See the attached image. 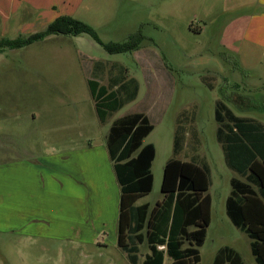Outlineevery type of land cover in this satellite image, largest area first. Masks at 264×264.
Listing matches in <instances>:
<instances>
[{"label":"rangeland","instance_id":"374dc122","mask_svg":"<svg viewBox=\"0 0 264 264\" xmlns=\"http://www.w3.org/2000/svg\"><path fill=\"white\" fill-rule=\"evenodd\" d=\"M254 2L68 0L29 23L20 19L22 2L13 13L0 5V39L41 31L60 15L90 25L104 43L140 35L137 49L120 53L85 33H54L0 51V264H132L117 245L119 187L105 141L111 123L134 112L153 124L143 143L155 148L151 191L134 205L162 200L167 159L206 165L211 206L200 264H211L223 246L236 250L243 264H256L250 239L225 213L230 178L239 175L226 166L214 118L221 102L264 129V59L246 53L243 43ZM89 80L108 91L123 85L116 90L123 105L104 120ZM175 134L181 138L176 152ZM22 161L32 165L25 174L19 165L11 171L15 181L6 180L8 166ZM75 175L87 179V196ZM148 252L145 242L137 244L136 264ZM170 263L165 256L163 264Z\"/></svg>","mask_w":264,"mask_h":264},{"label":"trees","instance_id":"16d2710c","mask_svg":"<svg viewBox=\"0 0 264 264\" xmlns=\"http://www.w3.org/2000/svg\"><path fill=\"white\" fill-rule=\"evenodd\" d=\"M88 34L109 53L138 48L140 35L131 34L120 43L102 42L88 24L68 15H60L45 29L26 36L0 39L4 47L20 48L50 34ZM88 86L100 120L108 112L119 109L124 100L116 90L89 80ZM135 90V89H134ZM134 92V91H133ZM134 95V94H133ZM218 126L216 139L221 144L226 166L239 178L229 181L230 192L225 199V213L230 222L250 239L249 247L256 264H264V129L253 118L235 115L219 102L214 110ZM153 124L141 112L129 113L114 120L108 128L105 146L119 187L117 245L136 264L137 244L145 242L149 252L142 264H200L199 247L203 244L210 222L211 198L206 165L178 158L167 159L163 165L160 191L163 198L150 207L134 202L151 191V164L155 155L152 143L143 139ZM181 138L175 134L173 149L180 148ZM211 264H243L240 254L229 246L220 247Z\"/></svg>","mask_w":264,"mask_h":264},{"label":"crops","instance_id":"0c3cea01","mask_svg":"<svg viewBox=\"0 0 264 264\" xmlns=\"http://www.w3.org/2000/svg\"><path fill=\"white\" fill-rule=\"evenodd\" d=\"M19 1L23 3L22 5L27 6L20 19H23L24 21L29 23V21L31 20H37L39 18L41 19L43 15L46 14L49 6L59 5L64 2H67L68 0H0V5L9 4L10 9L8 11L10 13H13ZM254 3L256 6L255 10L245 20L243 43L245 45L244 47H246L247 49L246 53L250 54L249 51L257 52L264 59V0H255ZM2 12L3 10L0 9L1 14ZM17 13L18 11L16 12V14ZM4 18L5 19L2 22L3 33H5L10 28L9 20L6 19L5 15ZM87 153L88 152L85 151V154ZM29 164L32 165V163L28 161H22L20 163L10 164L8 166L10 173L6 174V180H9V182H14L15 176L14 174L11 173V171H15V169H17L18 166L20 165L21 171H23V174H25L24 172L28 170ZM73 181L76 183L75 185L77 186V188L80 187L78 181L81 180L78 179L77 176L74 177ZM81 182L83 183L81 189H83L82 191L84 192L85 196H87L86 192L88 191V181L87 179L82 178ZM16 187L17 185L14 184L6 185V188H16Z\"/></svg>","mask_w":264,"mask_h":264}]
</instances>
